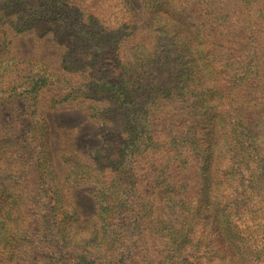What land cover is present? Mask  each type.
<instances>
[{
  "label": "rangeland",
  "instance_id": "374dc122",
  "mask_svg": "<svg viewBox=\"0 0 264 264\" xmlns=\"http://www.w3.org/2000/svg\"><path fill=\"white\" fill-rule=\"evenodd\" d=\"M129 1L132 11L127 15L141 20L140 40L152 47L155 20L170 26L171 16L159 13L155 19L148 0ZM122 2L88 0V4L92 3L90 9L98 6V12L111 22L126 20ZM171 7L167 1L164 12H173ZM210 13L213 63L222 74L219 81L216 76V81L226 87V96L234 103L232 109L244 111L245 126L235 125L236 111L224 104L220 110L229 111L232 117L227 124L217 118L216 125L220 127L209 135L214 141L208 150L210 161L201 148L193 154V147L180 142L182 154L175 151L177 146L171 151L175 155L166 154L170 162H175L174 166H159L154 173L148 163L136 166V186L130 185L124 169L136 157L126 150L120 151L119 136H109L104 142L100 120L85 109L88 102L81 103L77 95L67 93L69 78L77 77L75 72L65 69L62 61L68 48L41 28L16 33L7 24L0 26L1 198L22 194L23 198L17 199L20 203L29 195L27 203H33L38 211V215H31L33 218L53 216L40 177L54 178L61 201L69 210V217H73L71 229H65L69 245L78 250L81 244H71L73 238L80 242L92 235L104 237L100 245L107 256L100 264H264V0H211ZM116 52L112 47L109 56ZM42 72L48 75L44 81L47 84L36 85V81L43 80L39 77ZM179 104H166L165 115L160 116L168 119L182 114L184 118L186 111H181ZM11 134L20 138L14 151L4 143ZM41 134L46 138L49 153H39ZM97 152L102 155L97 156ZM143 152L142 147L140 153ZM37 154L42 159L37 160ZM196 156L200 159L196 160ZM37 161L41 162L40 167ZM117 170L122 173L121 185L115 177ZM74 176L83 177L76 180ZM111 200L126 204L124 224H111V215L116 211ZM105 201L108 208L102 213ZM154 202L156 210L152 211L157 221L148 219L141 227L127 226L128 221L135 219L136 208L149 217ZM131 205L133 209L128 208ZM199 205L206 206L208 212L197 213ZM202 216L209 220L201 223ZM55 217L58 219L60 214L56 212ZM18 219L21 224L27 222L24 216ZM44 221L33 223L37 229L31 227L33 243L27 245L28 254L22 255L18 264L71 262L65 252H55L53 241L58 233L50 232L52 227L46 224L48 220ZM173 222L174 228H161L164 235L157 228ZM6 223L7 216L0 214V241L11 250L4 239L9 230ZM144 230L153 233L142 234ZM178 232L190 233L193 249L183 251L172 244L173 233L178 236L177 241L181 240ZM156 235L161 239L154 244ZM137 237L140 243L135 242ZM16 245L20 243L17 241ZM14 252L17 254L18 249ZM87 257L93 260V255Z\"/></svg>",
  "mask_w": 264,
  "mask_h": 264
},
{
  "label": "trees",
  "instance_id": "16d2710c",
  "mask_svg": "<svg viewBox=\"0 0 264 264\" xmlns=\"http://www.w3.org/2000/svg\"><path fill=\"white\" fill-rule=\"evenodd\" d=\"M167 1L173 12L166 9L164 12L163 6ZM148 3L153 18L156 19L159 13H165L170 15L172 20L170 26L169 23L155 20L152 47L145 46L140 40L139 35L143 29L141 20L127 15L132 11L129 0L122 2L127 15L124 22L123 19L111 22L104 13L98 12V6H95V10L90 9L92 3L88 4V0H3L0 6V26L7 24L16 33L41 28L44 33H50L65 49L68 48L62 61L65 69L75 72L77 77L69 78L70 91L67 93L69 96L77 95L81 103L88 102L85 109L91 117L100 120L99 129L104 142L109 136H119L120 151L126 150L136 157L124 167L130 185L133 186H136L138 179L137 169L134 170L136 166L148 163L153 167L151 173L159 166H162V169L171 164L174 166L175 162H170L168 157L170 154L175 155L171 152L174 146H177V149H174L176 152L183 153L179 148L180 142L193 147V154L201 148L208 156L207 161H210L208 150L212 149L214 141L209 135L218 126L216 120L218 118L219 122L227 124L232 117L229 111L220 110L224 104L230 107V110L236 111L235 125L245 126L244 111L239 110L240 108L232 109L234 103L226 96V87L222 88L220 82L216 81V76L219 81L222 74L215 70L216 65L213 63L214 39L209 25L211 0H148ZM188 5L191 8H188ZM112 47H115L117 52L110 57ZM45 74H39L43 80L36 81V85L47 79L48 75L44 76ZM214 99L217 101L213 102ZM178 101H182V104ZM166 104H179L181 111H186L184 118L182 114L163 118ZM248 136L255 138L251 134ZM39 137L42 146L39 153H49L46 138H43L42 134ZM4 143L14 151L20 145V138L11 134L5 138ZM140 146L144 149L143 153H140ZM101 152L104 153L102 148ZM101 155L102 153L97 154ZM152 155L156 158H152ZM138 158L139 160H136ZM40 159L42 157L37 154V160ZM199 159L200 156H196V160ZM36 165L40 167L42 164L37 161ZM119 170L115 177L121 185L123 181L119 177L122 173ZM82 177L76 176L75 179ZM41 180L42 188L46 187L44 193L53 216L40 215L38 219L31 216L38 215V211L33 203H27L29 195L20 203L17 199L21 200L22 194H16L11 199H2L3 188L0 186V214L7 216L6 226L9 228L4 239L12 248L8 250L5 243L0 241V264H18L20 257L28 254L26 247L33 243L31 227L40 224L41 219L42 223L45 222L44 219L48 220L46 224L52 227L50 232L58 233L53 241L55 252H65L71 259L69 264H100L107 256L100 245L105 241L104 237L98 239L92 235L80 242L73 238L71 244H81L78 250L69 245L70 240L65 229H71L73 217H69V210L61 201L55 179L41 176ZM120 185L118 188L122 187ZM176 187L175 185L174 188ZM139 196L140 194L137 199ZM110 203L116 209L111 215V224H124L123 221L127 219L126 204L120 205L116 200H111ZM155 206L156 202L148 211L149 217L136 208V217L132 222L128 221L127 226L133 224L141 227L148 219L157 221L152 211L156 210ZM133 207L134 205L128 206L131 209ZM107 208L108 203L105 201L101 207L102 213L106 212ZM56 212L60 214L58 219L55 217ZM196 212L207 213L208 208L199 205ZM22 216L27 221L23 224L18 219ZM208 220V217H201V223ZM165 225L168 231L169 227H175V222L157 226L163 235L165 231L161 228ZM145 233L150 236L153 232L144 230L142 234ZM178 233L181 240L177 241L178 236L173 233L171 236L175 238L172 244L183 251L189 247L193 249L195 244L190 233ZM106 234L105 232L104 235ZM160 239L156 235L152 243L157 244ZM106 240L110 241L108 237ZM17 241L19 246L16 245ZM135 242L140 243L138 237ZM92 245L98 246L93 248ZM16 249L17 254L14 252ZM91 249L95 251L91 252ZM87 255H93V260L90 261Z\"/></svg>",
  "mask_w": 264,
  "mask_h": 264
}]
</instances>
